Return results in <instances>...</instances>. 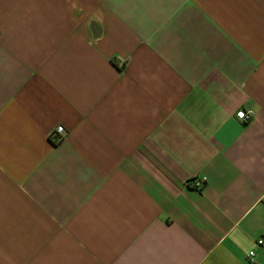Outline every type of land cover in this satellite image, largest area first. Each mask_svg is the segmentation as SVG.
<instances>
[{"label":"crops","instance_id":"1","mask_svg":"<svg viewBox=\"0 0 264 264\" xmlns=\"http://www.w3.org/2000/svg\"><path fill=\"white\" fill-rule=\"evenodd\" d=\"M260 239L264 0H0V264H264Z\"/></svg>","mask_w":264,"mask_h":264},{"label":"built area","instance_id":"2","mask_svg":"<svg viewBox=\"0 0 264 264\" xmlns=\"http://www.w3.org/2000/svg\"><path fill=\"white\" fill-rule=\"evenodd\" d=\"M236 117L237 119H239L241 122H247L250 117H251V114H248L247 112L241 110L239 112H237L236 114ZM64 128L62 126H58L54 132H52V139L56 140V141H60L62 139V137L64 136ZM194 186L196 187H201L202 185V182L200 180H197L196 182H193ZM257 245L258 246H263L264 245V240L263 239H260L257 241ZM255 252L254 251H251L248 255V259H249V263L250 264H254L255 263Z\"/></svg>","mask_w":264,"mask_h":264}]
</instances>
